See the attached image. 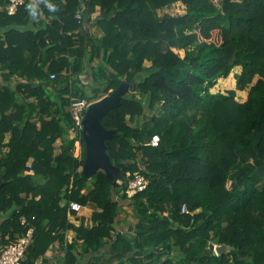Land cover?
Masks as SVG:
<instances>
[{"label":"trees","instance_id":"obj_1","mask_svg":"<svg viewBox=\"0 0 264 264\" xmlns=\"http://www.w3.org/2000/svg\"><path fill=\"white\" fill-rule=\"evenodd\" d=\"M8 3L0 0V254L30 225L23 264L68 230L81 243L67 246L66 264L79 261L77 248L85 264H264V0H24L13 15ZM175 3L183 13L159 16ZM230 74L234 89L213 92ZM121 83L147 96L153 114L122 98L101 119L116 132L106 146L120 176H82V140L78 159L65 139L70 102ZM29 159L34 176L23 175ZM135 172L148 185L128 198L121 178ZM70 202L96 206L91 227L68 222ZM122 205L136 223L115 234ZM219 244L231 250L217 256Z\"/></svg>","mask_w":264,"mask_h":264},{"label":"water","instance_id":"obj_2","mask_svg":"<svg viewBox=\"0 0 264 264\" xmlns=\"http://www.w3.org/2000/svg\"><path fill=\"white\" fill-rule=\"evenodd\" d=\"M127 91L133 92L134 87H129L126 83H121L110 94L89 104L82 119L81 140L84 145L82 176L92 175L98 170L103 171L107 179L111 182L120 176V170L117 165L111 162L107 154L106 146V142L116 132L106 130L101 125V119L113 108L119 106L120 100L124 98ZM121 181L125 184L127 181L126 177H122ZM230 250L231 247L225 244L214 246V252L217 256L223 255Z\"/></svg>","mask_w":264,"mask_h":264},{"label":"crops","instance_id":"obj_3","mask_svg":"<svg viewBox=\"0 0 264 264\" xmlns=\"http://www.w3.org/2000/svg\"><path fill=\"white\" fill-rule=\"evenodd\" d=\"M92 35L94 37H100L101 36V32H99L95 27L91 30ZM147 65L149 66L150 64L147 63ZM82 80L83 82H87L89 80L88 77L86 76H82ZM62 125L64 126V124L62 123ZM10 135L6 134L5 135V139L3 141L4 144H6L9 140ZM65 139H73L74 140V149H73V156L75 157L76 154V149L79 148V152L80 155L82 153V147H81V142H80V138L76 137L75 138V129L73 131V128H69L66 131L65 134ZM65 142L64 139H58L55 143V153L58 154L60 152V147L62 146V144ZM7 151L6 148H4L2 150L1 154H4ZM0 154V156H1ZM32 159H29L27 164H31L32 163ZM80 172H82V166L79 169ZM30 175V176H34V172L30 173L28 170H25L23 172V175ZM118 179V178H117ZM116 179V180H117ZM113 181V183H115V181ZM44 181H42L41 183H43ZM91 188V179H89V182L87 184V187L82 190V193H85L87 189ZM36 199H38V197H36ZM66 203V201L64 199H61V201L59 202V205L62 207L64 206ZM97 211V208L95 205L89 203L85 206H82V209L80 212L75 213L72 212L68 209V207H66V217L68 222L77 227L80 226H84L86 228H89L93 225L92 222V214ZM7 213H0V225L3 223V221L7 218ZM117 224L114 227V232L113 233H120V234H124L127 233L128 230V226L129 224H135L136 221L134 219V214H133V210L131 207H129V205H122L119 207V214L117 217ZM73 243L80 244L81 241L77 240V234L74 230H68L66 231V233L64 234V241L63 243H59L57 240H55L49 247V249L46 251V253L39 257L38 259H36L33 264H66L65 260V254L68 252L67 246L71 245ZM80 248H77L76 250H74L72 252L73 256L75 258H77L79 261L76 262V264H85L87 262V260L85 259H81L80 257Z\"/></svg>","mask_w":264,"mask_h":264},{"label":"built area","instance_id":"obj_4","mask_svg":"<svg viewBox=\"0 0 264 264\" xmlns=\"http://www.w3.org/2000/svg\"><path fill=\"white\" fill-rule=\"evenodd\" d=\"M24 3V0H9V3L5 7V11L8 15H13L16 13L19 6ZM79 17V16H78ZM55 75L51 74L50 79H54ZM89 81V80H88ZM90 83V81L88 82ZM91 102H88L85 99L80 100H71L70 105L68 107V112L72 118L74 129L81 134L82 130V119L83 116ZM81 139V137H79ZM158 143V138L152 137L150 140L151 146H156ZM81 155L79 152V148L76 149L75 158L80 159ZM31 164H27L28 171L33 173V170L30 166ZM126 184L125 190L122 192L128 198H131L138 192H142L146 189L148 185L147 179L140 173L135 172L133 174H126ZM68 209L72 212L78 213L82 209V205L77 202H70L68 204ZM181 212H185V207H182ZM21 223H25V219L21 218ZM27 225V224H25ZM33 233L34 228L30 225H27L25 233L20 236L15 242L8 245L0 254V264H23L26 259V253L33 241Z\"/></svg>","mask_w":264,"mask_h":264},{"label":"rangeland","instance_id":"obj_5","mask_svg":"<svg viewBox=\"0 0 264 264\" xmlns=\"http://www.w3.org/2000/svg\"><path fill=\"white\" fill-rule=\"evenodd\" d=\"M213 1L218 2V0H213ZM167 13L168 14L183 13V6L179 3H175L173 5L166 6L163 10L158 11L159 16H161L162 14H167ZM179 54H181V56H182V52H179ZM145 65L148 66L147 63ZM86 77H88V76H86ZM84 84L88 85L89 83L87 81V82H84ZM234 84H235V82L233 79V74H230L227 79L220 80L217 83V85L213 89V92L216 90L234 89ZM237 96L239 98V101H241V102L245 101V99H246V93L245 92H237ZM124 97H131V98L138 100L145 108L144 115L150 116L153 114V111H151L148 108V97L147 96H144V95H142L136 91H133V92L127 91V93L125 94Z\"/></svg>","mask_w":264,"mask_h":264}]
</instances>
